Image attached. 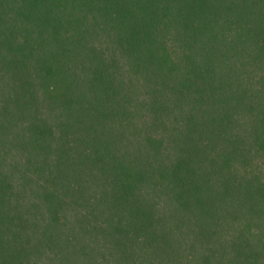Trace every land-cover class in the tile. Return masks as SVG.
<instances>
[{"label":"trees","instance_id":"1","mask_svg":"<svg viewBox=\"0 0 264 264\" xmlns=\"http://www.w3.org/2000/svg\"><path fill=\"white\" fill-rule=\"evenodd\" d=\"M0 264H264V0H0Z\"/></svg>","mask_w":264,"mask_h":264}]
</instances>
